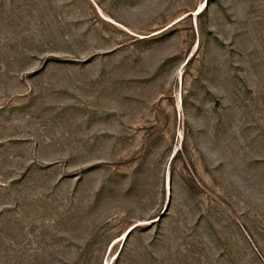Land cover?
<instances>
[{"label": "rangeland", "instance_id": "1", "mask_svg": "<svg viewBox=\"0 0 264 264\" xmlns=\"http://www.w3.org/2000/svg\"><path fill=\"white\" fill-rule=\"evenodd\" d=\"M0 264H264V0H0Z\"/></svg>", "mask_w": 264, "mask_h": 264}]
</instances>
